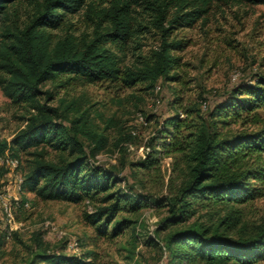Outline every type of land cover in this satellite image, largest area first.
<instances>
[{
	"label": "trees",
	"instance_id": "16d2710c",
	"mask_svg": "<svg viewBox=\"0 0 264 264\" xmlns=\"http://www.w3.org/2000/svg\"><path fill=\"white\" fill-rule=\"evenodd\" d=\"M12 1L0 0V85L14 102L28 103L30 113L13 137L0 138V156L10 153L21 160L22 151L31 155L18 208L28 201V192L43 199H86V220L99 234L116 236L134 222L119 213L158 204L166 213L151 240L162 242L169 264L264 260V216L249 220L245 209L246 203L264 196V73L236 82L220 98L207 102L205 113L197 102L183 104L177 96L174 102L180 107L166 114L158 127L163 137L151 141L145 155L132 161L135 170L159 169L160 153L186 161V169L180 166L182 180L170 177L165 193L153 198L123 185L126 177L114 165L98 162L97 154L108 146L109 136L86 110L64 98L52 102L54 90L42 88L44 82L63 74L128 86L145 82L154 87L160 78L186 82L182 56L177 53L184 41L172 35L173 27L191 25L205 11L207 0L199 4L142 0L155 10L161 40L139 63L126 65L106 43L125 42L136 33L132 2L138 0H107L98 9L89 0V9L98 10L108 23L97 21L94 34L82 37L70 31L55 34L52 28L62 24L66 10H77L86 0H36L23 25L11 18ZM131 135H121L116 145L124 148L121 141ZM47 145L67 153L48 157ZM33 237L31 264H92L82 256L51 249L40 231Z\"/></svg>",
	"mask_w": 264,
	"mask_h": 264
},
{
	"label": "rangeland",
	"instance_id": "374dc122",
	"mask_svg": "<svg viewBox=\"0 0 264 264\" xmlns=\"http://www.w3.org/2000/svg\"><path fill=\"white\" fill-rule=\"evenodd\" d=\"M88 1L77 10H66L62 24L52 31L91 36L97 21L108 23L106 16L97 15L98 10L89 9ZM192 2L199 4L202 0ZM94 3L98 9L109 2L94 0ZM205 3V11L191 25L173 27L172 35L184 41L183 48L177 50L184 63L181 66L183 78L187 79L184 83L160 78L159 87H147L145 82L128 86L118 81H91L63 74L42 84V88L54 90L52 102L58 103L62 98L73 101L76 107L88 112L91 121L105 130L109 144L98 153V162L114 165L126 177L123 185L152 198L165 193L170 177L177 182L182 180L184 172L180 166L186 169V161L173 154L160 153L159 169L137 170L132 161L150 149L151 141L159 142L163 137L158 127L166 114L178 109V103L174 102L177 96L181 95L183 104L197 102L205 113L208 109L202 106L203 101L211 103L236 82L264 73V3L250 0H207ZM36 5V0L12 1L9 5L12 20L23 25ZM150 5L142 0L133 1L136 33L125 42L109 40L106 43L120 54L122 65L139 63L159 45L161 30ZM29 113L28 103L14 102L0 85V138L13 137L25 125ZM129 133L132 135L121 141L124 148L117 146V138ZM80 137L86 139L83 134ZM44 149L46 156L52 158L67 153L49 145ZM30 157L22 151L18 165L0 163V190L9 187V195L17 193L16 180L28 168ZM26 195L28 204L20 208L16 204L13 206L15 218L22 221L13 229L10 225L15 222L9 223L0 202V264H31L35 231L41 232L44 243L51 249L82 256L92 264H169L162 242L151 240L154 228L166 213L164 206L152 204L133 213H119L130 216L134 222L123 233L111 236L99 234L86 220L85 211L89 208L86 199L75 202L43 199L33 192ZM245 206L247 219L264 216V196ZM71 240L76 241L75 248L68 244ZM255 264H264V260Z\"/></svg>",
	"mask_w": 264,
	"mask_h": 264
},
{
	"label": "built area",
	"instance_id": "2783aa9c",
	"mask_svg": "<svg viewBox=\"0 0 264 264\" xmlns=\"http://www.w3.org/2000/svg\"><path fill=\"white\" fill-rule=\"evenodd\" d=\"M159 86L160 85L157 83L156 87H159ZM202 106L207 107L208 106L207 101H203ZM144 155H145V153L142 152V156H144ZM97 159H98V154H97ZM0 163H4L7 166H13V165L15 166V165H18L19 158L6 153V154L0 156ZM22 181H23V173H21L16 180L15 188H16L17 193H14L12 196L9 195V190H8L9 187L3 188L2 190H0V202L5 209L7 219H8L10 224L15 222V225H13V224L10 225L12 229L14 227H19L20 224L22 223V221L17 220L15 218L14 213H13V211H14L13 206L16 204V207H17L20 204L21 192H22ZM9 196H11V199H13L12 201H11ZM25 204H28V201H26ZM68 244L71 247L75 248L76 241L71 240L68 242Z\"/></svg>",
	"mask_w": 264,
	"mask_h": 264
}]
</instances>
